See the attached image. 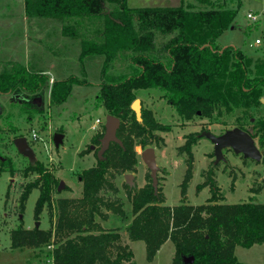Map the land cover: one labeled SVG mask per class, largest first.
Returning <instances> with one entry per match:
<instances>
[{
    "label": "trees",
    "instance_id": "16d2710c",
    "mask_svg": "<svg viewBox=\"0 0 264 264\" xmlns=\"http://www.w3.org/2000/svg\"><path fill=\"white\" fill-rule=\"evenodd\" d=\"M199 3L206 7L195 9L183 0L172 6L138 7L130 6L128 0H23L28 21L52 20L49 36L61 34L64 48L69 42H73L72 50L78 48L82 75L54 78L49 101L61 104L73 84H87L84 61L98 57L101 68L94 106L119 117L116 135L120 143L110 142L98 156L104 124L94 132L96 159L79 172L82 190L75 197L54 198L58 184L54 171L41 160H29L23 171L37 176L22 187L20 213L28 194L38 188L33 217L38 220L46 207L50 223L46 228L23 227L22 223L12 228V248L51 246L48 256L52 264H134V254L120 226L102 225L100 220H107L109 215L122 223L128 220L126 237L143 240L148 260L165 240H171L174 256L169 264H242L234 252L236 245L247 248L264 244V202H256L252 196L246 201L224 202L214 165L203 171V180L195 186L196 191L208 187L209 197L203 203L187 201L193 175L191 146L197 137L194 133L185 135L177 147L186 154L177 205L164 202L163 185L157 180V188L153 187L149 169L143 186L126 182L118 186L115 182L118 176L137 170L135 146L143 149L159 144L163 136L158 131L170 130V125L157 120L142 102L141 118L135 117L130 105L140 89L159 90L176 114L187 120L227 115L235 108L247 112L260 103L264 59L254 62L240 49L229 44L220 47L216 42L235 18L236 8L210 0ZM119 63L123 67L118 68ZM48 78L43 70L34 71L21 60L0 61V93L22 86L35 95ZM254 126L257 128L250 133L262 143L264 117ZM237 127L245 129L240 124ZM91 149L89 146L87 151ZM6 160H0V171ZM120 190L129 200L130 211L124 207ZM183 255H193V261L183 263Z\"/></svg>",
    "mask_w": 264,
    "mask_h": 264
},
{
    "label": "rangeland",
    "instance_id": "374dc122",
    "mask_svg": "<svg viewBox=\"0 0 264 264\" xmlns=\"http://www.w3.org/2000/svg\"><path fill=\"white\" fill-rule=\"evenodd\" d=\"M130 6H138L141 1L151 4L154 1L140 0L136 3L128 0ZM195 9L205 8L199 0H183ZM215 5L223 3L227 7L236 8V16L224 32L217 38L218 46L232 45L250 57L254 62L264 59V0H210ZM173 2V0H169ZM153 4V3H152ZM151 4V5H152ZM179 4V3H178ZM177 5V4H173ZM251 12L253 17H247ZM52 20L28 21L23 14V0H0V61L7 60L14 49L17 59L24 60V49L28 51L29 68L34 71L45 68L48 71V80L38 90V93L28 94L22 86L7 93H0V155L6 158L0 171V264H48L47 257L51 246L41 249L10 246L9 231L22 223L23 227H33L36 221L38 227L49 226L47 208L44 207L36 220L33 217L34 202L38 195V188L32 189L24 203V211L20 213L18 199L23 185L36 178L35 173L25 175L24 168L29 159L20 154L14 146L13 140L18 136H25L33 150L34 159L54 171L56 177L62 180L63 186L53 192V197H75L81 194L79 172L82 168L91 166L96 156L93 150L92 136L95 131L90 125L96 118L105 123L106 111L94 106V96L99 89L100 59L89 57L84 61L87 84H73L68 97L61 104L53 105L49 101L50 83L54 78H64L71 74L82 75L77 59L78 48L70 51L61 45L60 38L48 34L53 27ZM54 22V21H53ZM42 24V25H41ZM47 34V35H46ZM49 36V37H48ZM259 40L256 42V40ZM76 52V53H75ZM118 68L122 64L116 65ZM123 67V66H122ZM117 69V68H115ZM118 70V69H117ZM41 96L42 106H34L28 100L33 96ZM142 106L147 107L153 116L170 125L168 131H158L163 136V142L151 144L155 151V161L158 166L157 180L163 185L165 203L177 205L180 200V182L185 172L184 158L186 154L177 150L178 145L185 141V135H197L191 150L193 152V175L187 188V201L191 204L203 203L209 197V188L195 190L197 182L203 180L202 173L214 165L216 183L223 201L226 203L246 201L250 196L256 202H264V135L262 143L254 137L256 147L261 152V159L255 161L243 158L230 147L223 148L224 161L214 163L213 144L209 139L198 134L202 130L213 132L216 135L223 133L227 128L240 124L249 132L257 128L254 124L264 117V92L260 95V103L244 112L242 108H235L227 115L212 118L194 116L192 119H183L178 116L166 99L161 97L160 91L155 89H140L137 97ZM223 111V108H221ZM241 116L239 120L237 117ZM100 129V127L98 128ZM63 133V140L58 147L53 145V134ZM34 134V135H33ZM93 144L94 148L87 151ZM83 151V154L80 152ZM138 154L137 170L133 172V181L136 186H143L144 174L147 167L141 161L142 149L135 146ZM2 160V159H0ZM0 166L2 164L0 163ZM118 186L123 176L115 179ZM58 185V184H57ZM260 189L261 193L255 192ZM119 195L125 209L130 211V203L123 190ZM21 217V218H20ZM106 228L120 226L122 237L130 241L134 254V264H169L174 256V244L167 239L156 251L152 260L145 254L143 240H130L126 237L125 225L113 216L105 221L100 220ZM234 252L242 264H264V244H253L249 247L235 246Z\"/></svg>",
    "mask_w": 264,
    "mask_h": 264
},
{
    "label": "water",
    "instance_id": "95a60500",
    "mask_svg": "<svg viewBox=\"0 0 264 264\" xmlns=\"http://www.w3.org/2000/svg\"><path fill=\"white\" fill-rule=\"evenodd\" d=\"M39 98L38 100H41V96H39ZM40 102L41 101H38L37 104H40ZM130 106L135 113V117L140 120L141 100H139V98L133 99ZM105 118L104 131L102 133L103 136L100 138L99 146L96 150L98 156H102L110 142L114 141L120 143V139L116 135V130L120 125L119 117L107 113ZM200 135L206 137L207 139H209V141L212 142L214 163L225 160V157L223 155V148L227 147H230L235 153L241 154L243 158H250L255 161H259L261 159V152L259 148L256 147L254 137L249 131H246L245 129L243 130L237 126H234L232 128H227V130L223 131V133L219 135H216L213 132H209L207 130H202L200 132ZM63 137L64 136L62 132H56L53 134L54 147L59 146V144L63 140ZM13 143L16 147V150L20 154L28 156L30 160L34 159L33 150L30 147L25 136L21 135L14 138ZM90 147L93 149L94 145L91 144ZM140 158L145 166L150 170L151 184L156 189L157 172L159 168L156 165L154 148L152 146L143 148L142 152L140 153ZM0 159H3L1 155ZM133 178L134 174L131 172H126L123 175L124 182H126L130 186L134 183ZM62 186L63 182L62 180H59L57 188L60 189L62 188ZM38 224L39 222L36 221L35 226L38 227ZM182 260L183 263H191L193 261V255H183Z\"/></svg>",
    "mask_w": 264,
    "mask_h": 264
},
{
    "label": "crops",
    "instance_id": "0c3cea01",
    "mask_svg": "<svg viewBox=\"0 0 264 264\" xmlns=\"http://www.w3.org/2000/svg\"><path fill=\"white\" fill-rule=\"evenodd\" d=\"M138 1H140V0H133V2L134 3H136V2H138ZM151 1H154V2H152L151 4H145L143 1H141L140 3V5H138V6H155V5H157V6H172L173 4H178V3H180V1L181 0H173V2L171 3V2H169V0H151ZM129 2V1H128ZM138 6H136V7H138ZM57 38L59 39L60 38V40L62 41V38H63V36L61 35V34H59L58 36H57ZM72 45H73V42H69L68 44H67V46H68V48H66L67 50H69V52L70 51H73L72 50ZM71 46V48H69ZM74 46H75V44H74ZM74 50H75V48H74ZM24 63H26V64H28L29 62H30V60H29V54H28V51H26L25 49H24ZM76 51V50H75ZM10 52H11V54L8 56V59H12V60H18L17 59V57H19V56H17L16 55V53H15V51H14V49H11L10 50ZM97 59H99V58H97ZM19 61V60H18ZM100 62V61H99ZM40 70H43L44 72H45V68H42V67H40ZM47 74H48V71L46 72ZM261 193V191L259 192V194ZM129 243H130V241H129ZM235 249V248H234ZM47 260H48V264H52L51 263V257H47Z\"/></svg>",
    "mask_w": 264,
    "mask_h": 264
},
{
    "label": "built area",
    "instance_id": "2783aa9c",
    "mask_svg": "<svg viewBox=\"0 0 264 264\" xmlns=\"http://www.w3.org/2000/svg\"><path fill=\"white\" fill-rule=\"evenodd\" d=\"M247 17H253L252 13L251 12H248L247 13ZM259 40L257 39L256 42H258ZM103 120L101 118H96L95 121L90 125V128L93 130V131H98L99 127L101 128V126L103 125ZM34 135V134H33Z\"/></svg>",
    "mask_w": 264,
    "mask_h": 264
},
{
    "label": "flooded vegetation",
    "instance_id": "af4514ba",
    "mask_svg": "<svg viewBox=\"0 0 264 264\" xmlns=\"http://www.w3.org/2000/svg\"><path fill=\"white\" fill-rule=\"evenodd\" d=\"M39 96H40V94L38 95V96H33L32 98H28V100H30L29 102L32 104V105H34V106H36V107H38V106H42V102H40V104H37L38 103V101H41V100H38V98H39ZM40 99V98H39ZM26 156V155H25ZM27 158H28V156H27ZM29 159V158H28ZM30 160V159H29ZM135 183H133V185H134ZM136 185V184H135Z\"/></svg>",
    "mask_w": 264,
    "mask_h": 264
}]
</instances>
